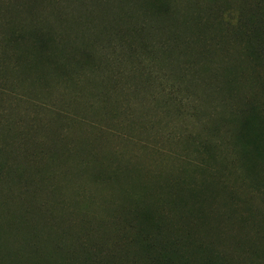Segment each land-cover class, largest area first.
Returning a JSON list of instances; mask_svg holds the SVG:
<instances>
[{"label": "rangeland", "instance_id": "rangeland-1", "mask_svg": "<svg viewBox=\"0 0 264 264\" xmlns=\"http://www.w3.org/2000/svg\"><path fill=\"white\" fill-rule=\"evenodd\" d=\"M28 1L0 0V60L4 62L0 69V141L14 137L15 151L26 158L21 165L30 173L37 208L45 198L44 193L48 196L46 201L58 199L59 203L79 205L87 213L75 211L73 214L62 207L56 212L65 221L88 222L87 231L99 223L109 222L116 213L126 217L127 210L146 202L155 207L167 205L172 202L170 191L184 187L179 183L183 177L186 186L195 184L201 188L206 196L202 199L203 209L206 215L210 213L212 226H220V233L214 239L215 247L225 256L221 262L264 264V191L254 182V174L247 167L250 163L240 153L239 141H235L236 115L242 100L230 97V89L233 91L234 87L238 93L235 95L241 98L250 99L249 91L236 76L234 65L223 61L222 53L226 49L232 50L235 56L241 52L246 54L244 43L248 35H237L234 31L252 26L246 19L244 25H239L241 13L246 17L257 9L256 16H263L262 0H214L212 12L204 5L205 2L213 5V0H166L171 5V8L166 5V9L153 5V0L151 3L130 0L147 7L149 14L168 33L177 32L179 48L170 49L171 59L187 71L182 75L173 67L171 70L167 57L160 54L151 57L154 62L150 63L146 52H141L140 58H145L141 63L137 58L128 64L129 69L131 65L150 63L157 77L153 82L155 88L150 90L151 97L148 99V92L136 94L137 98L129 105L139 122L136 131L130 130L129 123L120 114L123 109L120 94L110 92L111 75L101 65V51L94 43L96 32L88 28V23L71 29L76 39H69V46H80L86 34L93 60L81 64L82 69L69 67L66 75L51 71L47 76L48 87L38 79L33 81L37 73L29 70L26 74L24 63L17 67L15 57L4 56L5 34L9 29L6 19L12 18L15 24L17 19L21 20L19 13L14 15L11 11V5H25ZM201 2L200 27L187 25L188 17L197 12L195 4ZM81 9L83 12L72 11L77 19L81 18L79 12L83 16L91 15L88 6ZM37 10L41 18L39 0L33 8L35 13ZM94 15L98 24L99 10ZM114 42L108 41L104 46L106 49L110 44L105 52L111 58ZM215 46L222 49L217 51ZM216 52L222 53V57L216 56ZM124 57L127 58L125 53ZM245 58L249 61L243 62L246 73L254 72L264 79V56L249 53ZM248 63L254 71L248 69ZM217 72L236 81L220 87L216 82ZM262 97L258 93V99ZM8 122L13 133L5 130ZM144 124L148 125L149 132L142 131ZM215 158L231 167L232 170L224 168L225 173L233 174L231 177L215 176ZM258 158L255 155L254 161H250L255 167L260 164ZM42 159L45 166L41 169ZM9 160L14 161L11 157ZM203 179L209 180L207 186ZM6 188L0 179V222L7 230H0V243L15 253L24 254L28 249L25 228L8 227L4 215L8 204L1 207L2 192ZM54 188L57 193L52 199L49 193ZM38 228L41 238V228ZM103 233L101 228L94 236ZM197 234L207 239L213 232ZM49 250L52 251L50 247Z\"/></svg>", "mask_w": 264, "mask_h": 264}, {"label": "trees", "instance_id": "trees-1", "mask_svg": "<svg viewBox=\"0 0 264 264\" xmlns=\"http://www.w3.org/2000/svg\"><path fill=\"white\" fill-rule=\"evenodd\" d=\"M39 1L41 18L37 16L40 11L37 10L36 13L33 11L37 0H29L25 5L23 3L11 5V11L14 15L19 13L21 20L17 19L15 24L12 18L6 19L5 23L9 29L5 34L7 49L4 56L15 57L17 67L24 63L26 74L29 70L35 71L37 75L33 81L38 79L48 87L47 76L51 71L57 75H66L72 66L82 69L81 64L93 58L86 34L80 46L73 48L69 46V39H76V34L71 29L74 26L81 28L82 25H86L85 22L88 23V28L91 27L96 32L94 43L101 51V65L111 75L110 92L112 95L120 94V108H123L120 114L129 123L131 131H136L139 122L135 113L129 110L130 103L137 98L136 94L142 92H148L146 95L148 94L149 99L150 90L156 86L153 82L157 77L149 67L150 63L154 62L151 57L163 55L167 57L166 61L171 70L173 67V70L180 71L182 75L187 74L182 65L171 59L173 53L170 49L179 48V38L175 35L177 32L168 33L162 23L149 14L151 12L147 7L142 8L139 6L141 4H137L138 1L137 3L130 0ZM148 1L151 3V0ZM262 2L264 5V0ZM81 5L83 8L88 6L91 15L87 17V14L83 16L79 12L81 18L77 19V14L72 11L75 13L82 11ZM153 5H159V8L163 9L168 5L171 8L166 0H153ZM215 5L216 3L210 5L205 2L204 6L212 12ZM195 6L197 12L190 16L191 19L188 17L187 25L200 27L203 22L200 20L203 15V4L197 3ZM97 10H99L98 24L94 15ZM255 10L249 12L246 17L241 13V22H239V25H244L246 19L252 26L238 27L234 31L237 35H248L244 43L246 54L241 52L235 56L232 50L218 46L215 48L217 51L222 49L225 59L223 61L232 63L236 76L247 85L250 99L236 96L235 87L233 91L230 89V97L234 96L242 100V107L236 115L235 141H239L237 144L239 151L250 163L247 167L254 174V182L264 191L262 179L264 177V79L254 72L247 74L243 66V62H249L245 58L249 53L259 57L264 56V12H261L263 16L257 17ZM155 37H157L156 42L153 40ZM108 41L109 43L115 41L116 44L112 58L105 52L110 48V44L104 49ZM141 52L149 55L150 59L146 57L150 62L147 65L140 64L145 59L140 58ZM124 53L127 58L124 57ZM222 53L216 52V56L222 57ZM137 58L141 60L140 63L131 65L128 69V64L136 61ZM0 62L1 67L4 62L2 60ZM247 67L254 71L249 63ZM216 76V82L223 88L225 86L223 83L234 84L236 81L226 74L219 75L217 72ZM258 93L263 95L261 99H258ZM148 99L144 101L147 103ZM41 102H44V99H41ZM10 127L11 122H8L5 130L13 133L9 130ZM141 127L143 132L150 130L147 124ZM9 138L10 141L7 138L4 142L0 141V179L7 187V190L2 192L1 207L8 204L4 207L8 227L25 228V243L28 249L24 250V254L20 251L15 253L0 243V253H2L0 264L5 260L4 264H120L126 261L127 264H228L221 262L225 256L215 247L214 238L221 229L216 224L215 227L212 226L210 213L206 215L203 209L205 201L202 199L206 196L195 184L186 186L183 177L179 183L184 187L170 191L172 202L167 205L155 207L150 202H146L130 211L127 210L126 217L116 213L109 222L99 223L97 227H91L86 231L88 222L75 224L70 220L65 221L59 219L56 212L58 207H62L73 214L75 211L87 213L79 205L59 203L58 199L53 202L46 201L45 198L48 196L44 193L45 198L37 208L36 192L30 187V173L21 165L26 158L15 151V146L12 144L15 142L14 137ZM8 155L14 159L13 162L10 163ZM255 155L259 156L260 161L256 167L250 162L254 161ZM43 166H45L44 159L41 161V169ZM213 167L218 178L228 179L233 175L225 173L224 168L231 169V167L220 158L214 159ZM202 182L207 186L206 182L209 180L203 179ZM55 193L57 189H51L49 194L52 199ZM38 226L41 228V238ZM101 228L104 229V233L95 237L94 235ZM0 230L7 231L1 222ZM209 231L213 232L209 239L197 234Z\"/></svg>", "mask_w": 264, "mask_h": 264}]
</instances>
